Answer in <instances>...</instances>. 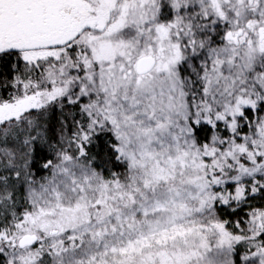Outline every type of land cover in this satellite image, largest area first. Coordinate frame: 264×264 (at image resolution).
Listing matches in <instances>:
<instances>
[{
  "label": "rangeland",
  "instance_id": "1",
  "mask_svg": "<svg viewBox=\"0 0 264 264\" xmlns=\"http://www.w3.org/2000/svg\"><path fill=\"white\" fill-rule=\"evenodd\" d=\"M75 10L73 30L48 42L0 44L43 66L0 103V122L57 98L79 101L82 140L110 130L127 175L108 180L82 154H60L0 231L2 264H167L174 253L183 264H233L241 234L217 207L264 199V41L257 25L237 46L225 29L213 36L264 18V0H76ZM145 55L155 66L139 75ZM202 125L206 139L194 132ZM252 205L238 264H264V202ZM25 234L37 240L19 247Z\"/></svg>",
  "mask_w": 264,
  "mask_h": 264
},
{
  "label": "trees",
  "instance_id": "2",
  "mask_svg": "<svg viewBox=\"0 0 264 264\" xmlns=\"http://www.w3.org/2000/svg\"><path fill=\"white\" fill-rule=\"evenodd\" d=\"M213 37L218 38L219 35ZM70 52L71 48L66 49L63 57L66 58V53ZM28 53L19 50L0 52V103L11 99L18 81L39 78L43 66L30 64ZM87 123L88 117L82 110L81 102L69 101L65 97L0 122V231L11 227L23 215L27 209V188L49 178L60 154H82L84 161L99 170L105 179H125L127 169L118 159L114 134L104 129L92 132L86 140H82ZM210 130L205 125L194 127V132L202 139H206ZM257 186L263 187V183ZM254 199L256 204L264 202V199ZM252 201L248 206L232 209L217 207L219 221L235 227L241 234V241L231 247L233 264L240 263L248 242L252 241L246 226ZM174 254H169L165 263L183 264L182 261H187V258ZM161 261L153 257L148 264H161Z\"/></svg>",
  "mask_w": 264,
  "mask_h": 264
},
{
  "label": "flooded vegetation",
  "instance_id": "3",
  "mask_svg": "<svg viewBox=\"0 0 264 264\" xmlns=\"http://www.w3.org/2000/svg\"><path fill=\"white\" fill-rule=\"evenodd\" d=\"M21 5H26V12L29 14V21L39 20L33 28L21 30L15 27L9 20L2 23L5 12L0 7V44H11L17 42H48L54 37L61 35L64 31L73 30L78 20L82 18V13L75 10L76 0H20ZM11 6H6L9 13L12 12L14 18L18 16L17 12L11 11ZM244 7V6H243ZM222 19V17H221ZM220 17L218 21H221ZM254 22L253 17L246 18L243 24L235 31L228 25L217 27L214 35L221 38L225 29L223 39L231 41L234 46L239 45L241 36L251 32L255 27V33L258 35L259 43L264 41V18H257ZM217 23L213 21L212 23ZM222 23V22H220ZM257 25V26H252ZM229 35V37H228ZM261 35V36H260ZM216 38V40L219 39ZM146 56V55H145ZM151 56V55H150ZM154 59L155 57L152 56Z\"/></svg>",
  "mask_w": 264,
  "mask_h": 264
},
{
  "label": "water",
  "instance_id": "4",
  "mask_svg": "<svg viewBox=\"0 0 264 264\" xmlns=\"http://www.w3.org/2000/svg\"><path fill=\"white\" fill-rule=\"evenodd\" d=\"M20 0H0V7L5 12V17L2 23H6V20L12 22L15 27H19L21 30L33 28L39 20L33 19L32 23L29 21V14L26 12V5H21ZM6 6H11V11L17 12L18 16L14 18L12 12L9 13ZM261 36V35H260ZM229 37V35H228ZM155 66V59L150 56H141L135 62V72L139 75L150 72ZM37 240V236L34 234H25L21 236L17 244L19 247L32 245Z\"/></svg>",
  "mask_w": 264,
  "mask_h": 264
}]
</instances>
